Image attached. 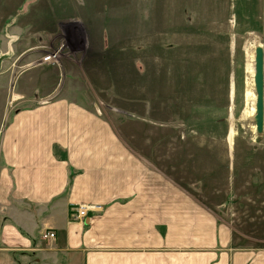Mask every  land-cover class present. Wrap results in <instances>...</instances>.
Segmentation results:
<instances>
[{
  "label": "crops",
  "instance_id": "obj_1",
  "mask_svg": "<svg viewBox=\"0 0 264 264\" xmlns=\"http://www.w3.org/2000/svg\"><path fill=\"white\" fill-rule=\"evenodd\" d=\"M1 115L0 264H264V134L191 159L65 96Z\"/></svg>",
  "mask_w": 264,
  "mask_h": 264
},
{
  "label": "rangeland",
  "instance_id": "obj_2",
  "mask_svg": "<svg viewBox=\"0 0 264 264\" xmlns=\"http://www.w3.org/2000/svg\"><path fill=\"white\" fill-rule=\"evenodd\" d=\"M258 43L264 0H0V115L65 96L194 159L199 141L260 136L242 121Z\"/></svg>",
  "mask_w": 264,
  "mask_h": 264
},
{
  "label": "water",
  "instance_id": "obj_3",
  "mask_svg": "<svg viewBox=\"0 0 264 264\" xmlns=\"http://www.w3.org/2000/svg\"><path fill=\"white\" fill-rule=\"evenodd\" d=\"M254 90L256 94V112L253 117L256 133L264 134V46L261 43L254 50Z\"/></svg>",
  "mask_w": 264,
  "mask_h": 264
},
{
  "label": "bare ground",
  "instance_id": "obj_4",
  "mask_svg": "<svg viewBox=\"0 0 264 264\" xmlns=\"http://www.w3.org/2000/svg\"><path fill=\"white\" fill-rule=\"evenodd\" d=\"M254 57H252L250 64L248 66V74L250 79V85L248 87V90L245 93V99H246V106L245 110L242 114V121L251 120L255 116L256 108V94L254 90ZM233 134V133H232Z\"/></svg>",
  "mask_w": 264,
  "mask_h": 264
},
{
  "label": "built area",
  "instance_id": "obj_5",
  "mask_svg": "<svg viewBox=\"0 0 264 264\" xmlns=\"http://www.w3.org/2000/svg\"><path fill=\"white\" fill-rule=\"evenodd\" d=\"M56 55L53 56H48L46 58V60H50L52 58H55ZM103 207L101 205H93V206H88V205H79L75 208V218L79 221L81 220H89L90 219V215H89V211L92 210L94 212H99L102 211ZM55 234L53 232H47L43 235V238L48 239V238H54Z\"/></svg>",
  "mask_w": 264,
  "mask_h": 264
}]
</instances>
